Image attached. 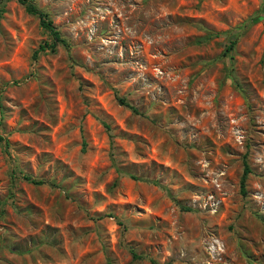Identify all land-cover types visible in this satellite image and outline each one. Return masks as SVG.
<instances>
[{"label": "rangeland", "instance_id": "obj_1", "mask_svg": "<svg viewBox=\"0 0 264 264\" xmlns=\"http://www.w3.org/2000/svg\"><path fill=\"white\" fill-rule=\"evenodd\" d=\"M31 1L67 44L0 0V264H264L261 0Z\"/></svg>", "mask_w": 264, "mask_h": 264}, {"label": "trees", "instance_id": "obj_2", "mask_svg": "<svg viewBox=\"0 0 264 264\" xmlns=\"http://www.w3.org/2000/svg\"><path fill=\"white\" fill-rule=\"evenodd\" d=\"M17 1L24 6V8L27 12L35 15L38 18L39 24L47 31V33L50 36V40L49 41L44 40L41 44H39L37 49L34 50V53H36V51H38V50H45V49H49L50 51H55L57 45H64L65 46L67 44L65 39L60 35L58 30L53 26L50 17L48 16V14L44 10L39 8L31 0H17ZM263 4H264V0H261V5L259 6V9L257 11V13L260 12V15H263V13H264ZM1 12H2V6H0V15H1ZM233 43H234V40L230 41V43L226 46L225 51L230 50ZM117 101L121 104L127 105L133 111H135V108L132 105H129L128 103H126L124 101V98L117 96ZM0 138H2V137H0ZM244 157H245V155H243L242 172H241V175L239 177V191L242 194L245 191L244 190L245 178H246V173L249 170ZM131 176H133V175H131ZM23 178L29 179L33 182H39V180L34 181V179H31L28 175L23 174ZM132 255L136 256L133 252H132Z\"/></svg>", "mask_w": 264, "mask_h": 264}]
</instances>
